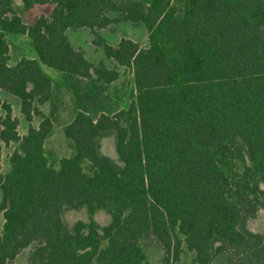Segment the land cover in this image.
I'll return each mask as SVG.
<instances>
[{"label":"trees","instance_id":"obj_1","mask_svg":"<svg viewBox=\"0 0 264 264\" xmlns=\"http://www.w3.org/2000/svg\"><path fill=\"white\" fill-rule=\"evenodd\" d=\"M20 1L51 8L26 23L12 0H0V91L18 99L28 123L20 135L0 97V264L26 248L30 264H149L144 244L160 248L164 264L179 260L183 244L191 264L220 254L225 264H264V234L246 226L264 210V0ZM119 18L143 25L147 47L126 37L112 46L100 35ZM81 27L131 71L126 108L97 109L118 72L72 46L66 30ZM6 33L26 35L35 58L9 65ZM42 65L61 72L76 100L63 128L74 153L57 168L43 144L59 83ZM109 135L119 163L99 150ZM83 207L105 210L110 222L69 227L64 210Z\"/></svg>","mask_w":264,"mask_h":264},{"label":"rangeland","instance_id":"obj_2","mask_svg":"<svg viewBox=\"0 0 264 264\" xmlns=\"http://www.w3.org/2000/svg\"><path fill=\"white\" fill-rule=\"evenodd\" d=\"M12 6L26 23L31 22L39 14H48L51 8L50 5H35L33 8L25 9L20 0H12ZM112 16L115 17V15ZM99 33L112 46H115L121 37L129 38L137 42L143 48L148 45L147 32L142 24L132 23L120 18L115 22L110 23L107 27L99 29ZM66 35L72 46L80 48L84 52L85 57L91 63L97 64L102 62L108 68H116L118 72V77L110 83L105 93L99 97V101L96 105L97 109L111 112L126 108L131 100L134 89L131 71L124 66L117 65L113 59L106 58L103 51L92 44V36L88 28H69L66 30ZM5 38L8 45L9 65L15 64L21 58H35L34 50L26 35L6 33ZM42 68L49 77L59 83L56 100L57 111L53 119L52 129L43 144L44 155L46 156L48 164L57 168L60 158L70 157L74 153L70 141L64 135L63 128L73 119L76 113V100L73 92L66 86L61 72L44 65H42ZM0 97L10 103L12 114L19 119L18 132L20 135H23L26 132L28 123L19 113L18 99L3 91H0ZM40 108L43 112L48 113L51 108L50 102L41 105ZM39 120V118L35 117L32 121V125L37 126ZM16 146L17 144L15 143L2 146L1 169L3 172L8 169L9 154L16 148ZM99 146L101 153L119 163L114 148L113 135L102 137L99 140ZM82 167L86 172H90L89 164L87 162H82ZM261 187H263V185H261ZM62 218L69 227L78 220L88 222L91 219L101 227L106 226L110 222V215L105 210H96L89 213L85 207L77 210H64ZM2 225L3 217L0 212V233ZM246 226L253 232L264 234V210L262 208L258 209L255 217L246 221ZM105 243L106 240H103L102 246H104ZM143 248L149 264H164L162 260L163 252L160 248L148 244H144ZM27 252V248L23 249L16 255L12 262L7 264H30L27 259ZM192 261L193 253L183 244L179 260L170 264H191ZM212 264H225V255L220 254L215 257Z\"/></svg>","mask_w":264,"mask_h":264}]
</instances>
